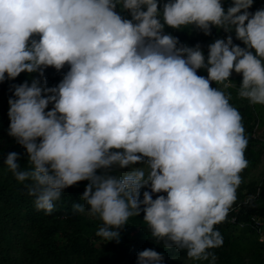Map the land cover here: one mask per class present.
I'll list each match as a JSON object with an SVG mask.
<instances>
[{
  "label": "clouds",
  "instance_id": "9594fccd",
  "mask_svg": "<svg viewBox=\"0 0 264 264\" xmlns=\"http://www.w3.org/2000/svg\"><path fill=\"white\" fill-rule=\"evenodd\" d=\"M253 2L0 0V83L36 74L8 100V135L27 167L15 152L4 165L36 209L52 213L66 189L87 182L72 208L101 222V239H118L143 214L164 249L216 264V226L249 166L243 117L226 89L264 108V8L250 12ZM192 28L227 36L205 56L165 31ZM65 66L48 87L45 70ZM163 261L154 249L137 254V264Z\"/></svg>",
  "mask_w": 264,
  "mask_h": 264
},
{
  "label": "trees",
  "instance_id": "16d2710c",
  "mask_svg": "<svg viewBox=\"0 0 264 264\" xmlns=\"http://www.w3.org/2000/svg\"><path fill=\"white\" fill-rule=\"evenodd\" d=\"M230 5L231 0H223L225 9ZM261 8H264V4L258 9ZM165 31L189 47L199 44L205 56L209 44L217 38L227 36L225 32L215 28L207 36L195 28ZM232 35L234 43L244 47L242 42L235 39L234 33ZM199 72L201 76H207L205 70ZM35 75L22 73L15 80L6 79L0 83V142L6 145V149H0V264H137V254L145 249H154L163 254V264H194L184 252L164 249L162 241L156 243L142 221L143 214L130 218L128 224L120 230L118 239L108 242L98 237L96 232L102 226L101 222L74 214L72 208L74 203H83L80 197L87 182H80L66 189L52 213L36 209L25 185L18 183L4 165L7 155L15 152L21 167H27L26 150L8 135V100L12 97L13 85L26 80L31 83ZM45 78L48 87L59 83L54 68L45 70ZM231 79L242 80V77L233 73ZM226 91L235 93L232 89ZM238 110L243 117L248 138L245 156L249 166L243 172L245 173L256 166L259 159V153L253 151L257 141L253 137L254 126L251 121H258L257 128H261L264 125V111L260 106L252 105H244ZM251 192L255 199L249 204L244 203L247 199L245 195L237 193V201L228 217H235V223H230L227 219L216 226L223 237V245L212 250L217 256L216 264H264V242H259L255 231L250 225H246L252 216H258L263 219L264 229V179ZM240 224L245 226L241 227Z\"/></svg>",
  "mask_w": 264,
  "mask_h": 264
},
{
  "label": "rangeland",
  "instance_id": "374dc122",
  "mask_svg": "<svg viewBox=\"0 0 264 264\" xmlns=\"http://www.w3.org/2000/svg\"><path fill=\"white\" fill-rule=\"evenodd\" d=\"M263 4H264V0H254L253 6L249 9V11L254 12ZM124 15H127V14L125 13ZM68 70H69L68 66H65V68L62 69L60 72H57L54 69V73H55L56 77L58 78L59 82L61 81V79L63 78V75ZM198 75H200V72H198ZM232 81L234 83H236L237 86H239V84L241 83V80H237V79L232 80ZM212 87H216V85L213 83ZM219 87H222V86H219ZM231 89L235 92L234 94L231 93L232 99H231L230 103H232L233 106H235L237 109L240 107H243L244 105L251 106L247 100H242V99L238 98V96L236 94V87L235 86H232ZM262 110L264 111V108H262ZM255 122H256V120H254V122L251 121V125L254 126L253 137L257 141V143L254 145L253 151H254V153H259V159H258L256 166L251 168L249 171L241 174L243 183L240 185V187L237 191V193L240 192L241 195H245L246 198H248L249 196H252V193H253V192H251L252 189L257 188L260 185L261 181L264 179V125H262L261 128H256V124L258 121L256 123ZM0 149H6V145L4 142H0ZM143 191L144 190H142V192ZM84 216L89 218V219H95V218L90 217L86 214H84Z\"/></svg>",
  "mask_w": 264,
  "mask_h": 264
},
{
  "label": "built area",
  "instance_id": "2783aa9c",
  "mask_svg": "<svg viewBox=\"0 0 264 264\" xmlns=\"http://www.w3.org/2000/svg\"><path fill=\"white\" fill-rule=\"evenodd\" d=\"M231 89V87H229ZM228 88V89H229ZM258 127V123L256 124V128ZM230 223H235V217H230L228 219ZM246 225H250L251 228L255 231V233L258 236L259 242H264V229H263V219L258 216H252L250 218L249 224L247 223ZM241 227L245 226L244 224H240Z\"/></svg>",
  "mask_w": 264,
  "mask_h": 264
}]
</instances>
